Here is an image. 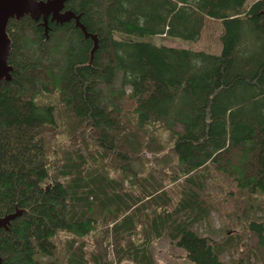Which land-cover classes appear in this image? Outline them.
Listing matches in <instances>:
<instances>
[{
	"label": "trees",
	"instance_id": "1",
	"mask_svg": "<svg viewBox=\"0 0 264 264\" xmlns=\"http://www.w3.org/2000/svg\"><path fill=\"white\" fill-rule=\"evenodd\" d=\"M247 1L66 0L92 56L74 19L10 18L0 212H24L0 229L3 264H156L163 237L189 264H264V0ZM211 21L218 53L141 39Z\"/></svg>",
	"mask_w": 264,
	"mask_h": 264
},
{
	"label": "rangeland",
	"instance_id": "2",
	"mask_svg": "<svg viewBox=\"0 0 264 264\" xmlns=\"http://www.w3.org/2000/svg\"><path fill=\"white\" fill-rule=\"evenodd\" d=\"M254 0H248L247 5L251 4ZM210 30H207V32L203 33L201 38L197 40H189L184 39L181 37L176 36H170L167 34H149L144 37H141V39L152 41L156 44H167L172 45L176 47H190L195 49H205L210 52L218 53L221 49V42H220V32H221V25L219 21H211L210 24ZM150 155V154H149ZM161 158L153 161L152 166L156 167L155 169L156 175L158 178L161 176L159 164L167 165L165 161L170 160V156L165 157V161H160ZM166 170H169L168 167H166ZM232 183L228 180L227 177H225L223 174H219L217 172H214L213 178L211 182L209 183V190L211 191L212 197L215 200H219V202H224L225 200V194L228 191L229 188H231ZM260 213V212H259ZM213 221H211V224L219 228L221 226V223L224 224V220L226 218V213L223 212L221 209L220 211H214L213 212ZM202 229L204 231H207L210 233V226L207 224L202 225ZM244 231V228H240ZM245 232V231H244ZM246 233V232H245ZM219 234V233H217ZM251 241H255V238H251ZM110 258H113L112 254H114L112 247H110ZM151 252L153 256L156 258V264H177L179 261V264H189L187 262V259L184 258V249L176 246H171L169 239L167 237H163L160 239H156L153 241L151 246ZM116 264H134L130 260H125L122 262H117Z\"/></svg>",
	"mask_w": 264,
	"mask_h": 264
},
{
	"label": "water",
	"instance_id": "3",
	"mask_svg": "<svg viewBox=\"0 0 264 264\" xmlns=\"http://www.w3.org/2000/svg\"><path fill=\"white\" fill-rule=\"evenodd\" d=\"M65 3L66 0H0V80L12 78L13 66L9 63L12 40L7 30L12 17L18 19L29 14L36 20L41 18V24L45 31L48 29L49 19L60 23L74 19L75 24L82 29L84 35L92 38L91 56L93 55L98 46L97 34L88 31L80 19V14L70 8H65ZM23 212L24 208L19 207L12 212L3 214L0 212V229H8L12 220ZM0 264H3L1 255Z\"/></svg>",
	"mask_w": 264,
	"mask_h": 264
}]
</instances>
